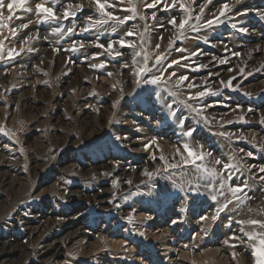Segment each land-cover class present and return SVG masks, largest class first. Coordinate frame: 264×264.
Returning <instances> with one entry per match:
<instances>
[{
  "label": "rangeland",
  "instance_id": "rangeland-1",
  "mask_svg": "<svg viewBox=\"0 0 264 264\" xmlns=\"http://www.w3.org/2000/svg\"><path fill=\"white\" fill-rule=\"evenodd\" d=\"M12 2L0 10L7 25L0 27V264H131L121 254L127 247L146 264H162L148 233L168 229L175 255L198 252L222 241L206 233L189 245L208 220L241 238L231 247L255 264L250 245L264 235L249 223L264 224V0H100L121 20L135 5V18L123 24L102 16L96 0H25L30 11L9 12ZM189 15L197 27L186 25L181 36ZM172 61L179 63L168 67ZM145 66L151 71L137 75ZM152 75L161 82L144 83ZM180 76L188 79L177 85ZM185 144L210 155L185 163ZM245 181L234 196L230 189ZM77 227L85 246L104 235L88 256L74 249L77 239H63ZM55 241L58 256L46 248Z\"/></svg>",
  "mask_w": 264,
  "mask_h": 264
},
{
  "label": "bare ground",
  "instance_id": "bare-ground-1",
  "mask_svg": "<svg viewBox=\"0 0 264 264\" xmlns=\"http://www.w3.org/2000/svg\"><path fill=\"white\" fill-rule=\"evenodd\" d=\"M83 90H84V87H83V85H81L78 93L81 94ZM141 150H143V148H141ZM169 150H167V151H169ZM0 169L2 170L4 168H0ZM5 177L6 176H4V175L2 176V178L0 177L1 183H5V181H6ZM134 209H136V208H134ZM134 211H136V210H134ZM138 211L140 212V210H138ZM138 216H140V215H138ZM205 222L206 223L203 224V225H205V228H203L204 226H202V228H201V226H199L200 224L198 225V223H196L198 225L197 232L196 233L194 232L195 237L193 239L190 238L191 243H189V245L192 244V247H193L194 245L197 246L200 243H202L204 241V238H206L205 237L206 233L209 234L208 237L213 236L214 234L218 233L221 236V240H222L221 243L219 244L220 246H217V245L211 246L209 244L208 245L202 244L201 246L198 247V249H199L198 252H196L192 248H189V250H187V251H185L184 249H179L177 251V254L175 255L176 251H175V249H173L169 245V243H170L169 239L170 238H168V236L166 235L168 232L167 231L168 229L166 230L167 232L163 231V230H162L163 232H160L159 229H157V232L148 233L147 238H148V240L150 239V241L155 242L157 247L159 248V251L161 254L158 255V259L162 261V264H245L244 260H242V258L239 257V255H238L239 253L237 252V250H235L233 247H231L233 240L228 236V233L224 230L225 227L223 229H222V227L218 228V227H216V225L213 222H211L209 220L205 221ZM175 225H176V223H175ZM179 227L182 228V226L180 224L178 225V229H179ZM78 230H79V227H77L75 229V231L67 233L65 235V237H63V239H65V240L70 239V241L77 239V241L74 242V245H73L74 249L77 250L78 254L81 253L82 256H88L91 252V248H93V247L95 249L99 248V244L102 242L104 235L99 236L97 238V240L92 245L90 243H88V245L85 246V241H86L87 236L85 234L79 233ZM31 233H29V235ZM179 236H181V235H179ZM98 239H100V243H99ZM209 239H207V243H208ZM55 243H56L55 245L54 244L53 245H46V248H48V250L51 249L53 251V256H56V255L58 256L60 244L58 241H55ZM186 243L188 244V242H186ZM104 244L105 245L111 244L109 246H111L112 248L115 247V244L111 243V242H104ZM184 245H186V244H184ZM187 247H189V246H187ZM3 248H4V246H2V244H1L0 245V253L2 252L4 254L5 250H3ZM136 250H137L136 247H127V249L124 250V252L121 254L123 257H125L127 259L130 257L131 264H146V262H142L140 258H137V256L135 255ZM234 253H235V256L233 255ZM117 260H119V258L115 259V261H117ZM111 264H114V262H111Z\"/></svg>",
  "mask_w": 264,
  "mask_h": 264
},
{
  "label": "snow or ice",
  "instance_id": "snow-or-ice-1",
  "mask_svg": "<svg viewBox=\"0 0 264 264\" xmlns=\"http://www.w3.org/2000/svg\"><path fill=\"white\" fill-rule=\"evenodd\" d=\"M131 2V0H130ZM162 2V0H161ZM209 3H211V0H208ZM24 5H25V0H13L12 3L8 4V11L11 12L13 10V8H20V9H24L25 11H30V9H25L24 8ZM146 7H152V8H155L156 7V4L153 3V4H145ZM4 7V4H3V0H0V10H2ZM37 10L38 12H43V13H46L47 14V17H52V18H55L54 17V13H53V9L51 8H47V7H44L42 5H37ZM96 7L97 9L100 11L101 15L102 16H107L109 19H113V20H117L120 24H123L125 23L127 20H130V19H134L135 18V13H136V8H135V5H133L131 8L129 9H125V11H130L133 13L132 16H128V17H125L123 20H121L120 18L118 17H115L112 15V13L110 12H106L105 11V8L106 7H111V5H106L104 3H100V0H96ZM181 7L183 8L184 6L181 5ZM229 8H228V5L225 4L224 5V8L221 10V15L224 14L225 11H228ZM201 13H203L204 9L201 8L200 9ZM74 16L75 13L74 12H68L66 11L64 13V16L65 17H68V16ZM46 17V18H47ZM5 18L0 16V27H6L7 25L3 23V20ZM7 19L11 20L12 17L9 16L7 17ZM153 19H155V13H153ZM191 19V16L189 15V17L187 19H182L179 23V28L181 30V33L180 35L183 36V30L185 29V26L188 25V21ZM197 21H199L200 17L197 16L196 17ZM106 21L104 20H100V21H96V23H105ZM170 23L173 24V26L176 25V21L175 20H172L170 21ZM213 23V21L209 20L207 21V24L209 26H211V24ZM192 30H195V28L197 27L196 25H188ZM22 27L24 28H27L28 25L27 24H24ZM233 27H235V25H233ZM12 31V34L13 35H16V32L15 30H11ZM71 31V30H70ZM85 31H87V29H85ZM128 36H131L133 35V32H128L126 33ZM31 39V38H29ZM3 41H0V45H2ZM121 45L124 46V41L121 40ZM129 47H131V45H128ZM102 47V46H101ZM157 48L160 47L159 44L156 45ZM108 48H112V44H109L108 45ZM30 50V49H29ZM15 50H10L9 51V56L11 57L12 55V52H14ZM21 51H23V49H21ZM197 53H193V55H196ZM136 55H139V53H136ZM145 59H147V57H145ZM166 59V57L164 55H157L156 56V65H162L163 64V61ZM179 61H172L171 64L168 65V67H171L172 64H178ZM220 63H226V60H220ZM151 70L148 69L146 66L142 69H140V71L137 73V75H140L142 73H148L150 72ZM171 75H175V73H172ZM188 78L186 76H180L178 78V80L176 81L177 85H180V84H183L184 81H186ZM162 80V76H156V75H152L149 79L145 80L144 83L146 84H153V85H156V84H159ZM139 83V82H138ZM223 83V82H222ZM188 88H193V87H196V85L194 84H187L186 85ZM226 87L228 86H231V81H229L226 85ZM205 92L204 91H201L197 94V96L199 97H203L205 96ZM213 95H215L216 93H212ZM173 95H177V93H173ZM190 99H195L196 97H189ZM187 107L191 108L192 105H187ZM193 111H196V109H193ZM192 131L193 130H189L186 135L188 136H191L192 135ZM184 151L187 152V155H188V158L189 159H186L185 160V163H191V164H197V161L198 160H203L204 159V156L205 155H210V153H203V152H200L199 154L197 152H195L192 148L189 147V145L185 144L184 146ZM249 156H251V153H248ZM155 158V157H154ZM161 159H163V157H161ZM215 163L216 164H220L221 161L220 160H215ZM169 167H176V165H169ZM197 167L199 168L200 165H197ZM231 167V165H228V164H224V168L227 169ZM206 172H209L210 175L214 174L215 173V170H208L207 168L204 169ZM260 172H264V168H260L259 169ZM146 175H149L151 176V173H145ZM228 179H231V176L228 177ZM260 179L264 180V176H261ZM248 187V184L247 182L245 181L244 184H243V187L237 185L235 187H232L230 189V191L232 192V194L234 196H236L237 193L239 192H242L244 188ZM213 199H215V197H213ZM237 199H239V197H237ZM231 201H229L230 203ZM227 204H225L222 208L218 209V211H223L224 209L227 208ZM217 217L214 216L213 217V220H215ZM203 219V218H202ZM249 223L253 224V225H256V224H260L261 227H264V224H261L260 221L258 220H251L249 221ZM243 230V229H242ZM245 235H247L249 237V240H253L256 238V234H250V233H245ZM231 239H236V240H240L241 243H243V240L239 237H232ZM233 247H235L236 245H232ZM252 248H253V252H252V255L256 258L255 260V264H264V235L261 236V238L259 239V244L258 245H250ZM235 256V253L233 254Z\"/></svg>",
  "mask_w": 264,
  "mask_h": 264
}]
</instances>
